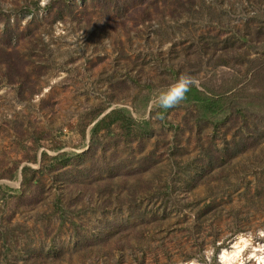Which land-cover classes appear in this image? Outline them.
Instances as JSON below:
<instances>
[{"label":"rangeland","instance_id":"1","mask_svg":"<svg viewBox=\"0 0 264 264\" xmlns=\"http://www.w3.org/2000/svg\"><path fill=\"white\" fill-rule=\"evenodd\" d=\"M261 258L264 0H0V264Z\"/></svg>","mask_w":264,"mask_h":264},{"label":"trees","instance_id":"2","mask_svg":"<svg viewBox=\"0 0 264 264\" xmlns=\"http://www.w3.org/2000/svg\"><path fill=\"white\" fill-rule=\"evenodd\" d=\"M183 102H196L194 103L196 107L203 113V115H210V117L217 118L221 113H225L223 110L226 106V103H221V96H217V99L213 97H209L206 94L200 92L196 87L190 89V91L186 94V99ZM228 110V108H227ZM118 115H125V118L121 119V123H118L120 129L128 130L124 123L132 122V118L130 116L129 111L127 110H114L109 114L100 119L92 128L91 136H95L96 132L105 125H110L113 123L119 122L120 118H117ZM126 130V131H127ZM129 131V130H128Z\"/></svg>","mask_w":264,"mask_h":264},{"label":"clouds","instance_id":"3","mask_svg":"<svg viewBox=\"0 0 264 264\" xmlns=\"http://www.w3.org/2000/svg\"><path fill=\"white\" fill-rule=\"evenodd\" d=\"M198 84L199 82L194 77L182 74L173 83L157 90L153 96V102L157 108L162 110L173 108L182 103L190 89L197 87ZM258 264H264V258H261Z\"/></svg>","mask_w":264,"mask_h":264}]
</instances>
